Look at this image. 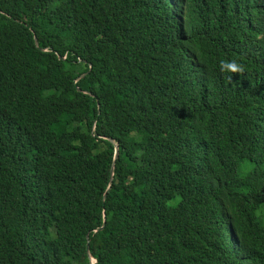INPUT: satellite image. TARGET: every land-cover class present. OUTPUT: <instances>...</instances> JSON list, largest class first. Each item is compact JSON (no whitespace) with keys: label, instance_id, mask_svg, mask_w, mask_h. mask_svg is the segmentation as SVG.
<instances>
[{"label":"trees","instance_id":"obj_1","mask_svg":"<svg viewBox=\"0 0 264 264\" xmlns=\"http://www.w3.org/2000/svg\"><path fill=\"white\" fill-rule=\"evenodd\" d=\"M91 259L264 264V0H0V264Z\"/></svg>","mask_w":264,"mask_h":264},{"label":"clouds","instance_id":"obj_2","mask_svg":"<svg viewBox=\"0 0 264 264\" xmlns=\"http://www.w3.org/2000/svg\"><path fill=\"white\" fill-rule=\"evenodd\" d=\"M219 68L222 72L231 74H243L246 71L245 65L233 59L230 61L221 60L219 62ZM230 80L232 76L228 77Z\"/></svg>","mask_w":264,"mask_h":264},{"label":"water","instance_id":"obj_3","mask_svg":"<svg viewBox=\"0 0 264 264\" xmlns=\"http://www.w3.org/2000/svg\"><path fill=\"white\" fill-rule=\"evenodd\" d=\"M84 76V74L81 76V77H83ZM117 155H118V147L117 146H115V157H117ZM111 177H112V174H111ZM110 177V181H111V178ZM98 230H101V228L100 229H98ZM86 250H87V252H88V243H87V245H86ZM95 261H93L92 259H91V263L90 264H93Z\"/></svg>","mask_w":264,"mask_h":264}]
</instances>
